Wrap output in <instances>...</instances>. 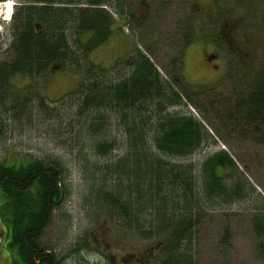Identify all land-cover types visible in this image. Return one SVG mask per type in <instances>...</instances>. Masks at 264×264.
Returning <instances> with one entry per match:
<instances>
[{
  "label": "trees",
  "instance_id": "16d2710c",
  "mask_svg": "<svg viewBox=\"0 0 264 264\" xmlns=\"http://www.w3.org/2000/svg\"><path fill=\"white\" fill-rule=\"evenodd\" d=\"M132 1L21 0L11 16L9 57L0 61V108L10 101L11 105L3 108L11 119L20 120L26 109L31 116L33 103L38 112L51 116L55 110H50L46 97L35 90L36 82L55 67L81 68L82 79L76 89L55 101L70 104L63 123L75 132L73 143L86 144L87 140L97 157L122 148L120 143L124 146V154L112 163L90 166L92 178L100 171L103 174L102 183L88 189L93 207L103 211L109 222L115 218L126 235L159 239L162 244L156 264H192L191 243L199 213L217 200L242 199L249 194L247 189H254L225 151L207 156L198 170L193 164L165 157L185 158L205 144H216L218 130L264 140L260 129L264 128V62L261 60L253 79L246 82L243 76L253 68L254 52L250 50L246 61L251 65L245 63L238 76L230 68L213 85L191 87L182 76L184 50L198 38L191 18L175 28L172 63L176 66L167 74L159 71L148 48L137 46L121 64L105 68L92 63L89 54L114 32L113 14L124 19ZM213 1L219 17L238 8L232 0ZM15 77L29 80L33 92H15ZM227 84L231 96H221ZM188 104L200 119L190 111L173 110ZM5 125L4 119L0 120V135ZM113 125L121 140L108 137ZM48 157L0 161L3 249L16 264H60L58 254L40 242L52 211L66 195L63 162ZM225 169L230 177L238 175V180L225 183ZM254 224L261 235L264 222L254 219ZM46 250L51 252L43 254Z\"/></svg>",
  "mask_w": 264,
  "mask_h": 264
},
{
  "label": "rangeland",
  "instance_id": "374dc122",
  "mask_svg": "<svg viewBox=\"0 0 264 264\" xmlns=\"http://www.w3.org/2000/svg\"><path fill=\"white\" fill-rule=\"evenodd\" d=\"M7 1L0 3V61L9 57L8 48L12 40L11 16L6 21L2 14ZM10 3L13 12L21 0H10ZM232 4L238 5L236 12L228 10L219 17L214 11L218 5L213 0H133L124 19L113 14L115 29L111 38L92 51L88 59L109 68L128 59L133 47L148 48L149 56L159 71L167 74L176 66L172 63L175 58L173 43L177 40L175 28L183 25L185 19L189 22L192 18L198 38L184 50V80L193 88L213 85L223 79L228 69H233L235 74L241 71L243 65H247L246 57H250L249 51L252 50L256 56L250 61L253 68L243 76L249 83L253 79V71L260 67L261 60L264 62V0H232ZM107 9L113 12L112 8ZM256 39L258 42L255 43ZM211 55L213 59L209 63L212 65L206 61V57ZM81 79V68L55 67L36 82L35 90L46 97L49 109L55 110L51 116L38 112L33 103L31 116L26 109L20 120L11 119L9 111L3 108L9 107L10 101L0 108V120L4 119L6 123L0 135V161L7 157L21 160L45 159L47 156L61 158L65 168V199L52 211L40 239L42 245L58 254L60 264H120L123 259L124 264H133L134 258L130 256L137 258L139 254L142 258L137 264L150 263L147 249L155 245L160 248L162 243L159 239L144 240L136 235H126L127 231L118 226L115 218L109 222L103 211H96L93 207L88 189L92 184L102 183L103 174L100 171L92 178L90 166L94 162L100 167L112 163L124 154V146L120 143L122 148L97 157L86 139V144L73 143L71 137L75 132L63 123L69 114L70 104L61 105L55 101L74 91ZM12 83L15 92L32 91L31 82L27 79L15 77ZM242 85L238 86L239 90H242ZM230 92L227 84L221 96H231ZM173 110L181 113L190 111L200 119L198 111L189 104ZM210 122L215 126L214 121ZM204 123L210 127L209 123ZM260 129L264 131V128ZM218 133L216 144H205L185 158L165 157L176 163L193 164L198 170L207 156L225 151L254 189V192L247 189L249 194L242 199L230 202L217 200L212 207L206 206L199 213L191 243L192 264H264V230L258 235L254 228V219L264 222V140L251 134L242 136L231 130H218ZM108 137L118 140L121 133L113 125ZM229 173V169L222 172L225 183L238 180V175L230 177ZM2 231L0 225V264H16L3 249ZM154 250L152 248V252ZM156 259L157 254L151 264H156Z\"/></svg>",
  "mask_w": 264,
  "mask_h": 264
},
{
  "label": "flooded vegetation",
  "instance_id": "af4514ba",
  "mask_svg": "<svg viewBox=\"0 0 264 264\" xmlns=\"http://www.w3.org/2000/svg\"><path fill=\"white\" fill-rule=\"evenodd\" d=\"M263 1V0H262ZM210 58V59H209ZM211 59H213L212 58V55L211 56H207L206 57V61H208V63L211 61ZM210 65H212V63H209ZM157 246L158 245H155L154 247H152L153 248V252H152V248H149V249H147V255H148V259H150L149 260V262L150 263H147V264H151V263H153V261H155V256H156V254H157V252H158V250H159V248H157ZM44 248V250H45V247H43ZM157 251V252H156ZM49 252H51L50 250H46V251H43V254H45V253H49ZM156 252V253H155ZM130 257H133L134 258V263L133 264H137L136 262H139V261H141V258H142V256L139 254L138 255V257L136 258V256L134 255V256H130ZM148 259H146V262L148 261ZM120 264H124V259H123V261L120 263Z\"/></svg>",
  "mask_w": 264,
  "mask_h": 264
},
{
  "label": "bare ground",
  "instance_id": "6f19581e",
  "mask_svg": "<svg viewBox=\"0 0 264 264\" xmlns=\"http://www.w3.org/2000/svg\"><path fill=\"white\" fill-rule=\"evenodd\" d=\"M1 3V2H0ZM1 5V4H0ZM4 6H6V9H5V11H3L2 12V14L4 15V17H3V19L4 20H8L9 19V17L11 16V3H10V0L9 1H7V2H5L4 3ZM1 18V17H0ZM1 20V19H0ZM3 20V21H4Z\"/></svg>",
  "mask_w": 264,
  "mask_h": 264
},
{
  "label": "water",
  "instance_id": "95a60500",
  "mask_svg": "<svg viewBox=\"0 0 264 264\" xmlns=\"http://www.w3.org/2000/svg\"><path fill=\"white\" fill-rule=\"evenodd\" d=\"M210 59V58H209Z\"/></svg>",
  "mask_w": 264,
  "mask_h": 264
}]
</instances>
